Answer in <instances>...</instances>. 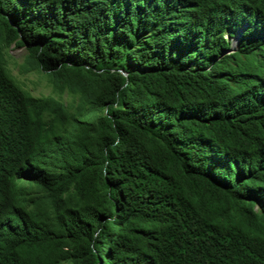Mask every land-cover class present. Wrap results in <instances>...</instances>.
I'll return each instance as SVG.
<instances>
[{
	"label": "trees",
	"instance_id": "16d2710c",
	"mask_svg": "<svg viewBox=\"0 0 264 264\" xmlns=\"http://www.w3.org/2000/svg\"><path fill=\"white\" fill-rule=\"evenodd\" d=\"M0 264H264V0H0Z\"/></svg>",
	"mask_w": 264,
	"mask_h": 264
},
{
	"label": "rangeland",
	"instance_id": "374dc122",
	"mask_svg": "<svg viewBox=\"0 0 264 264\" xmlns=\"http://www.w3.org/2000/svg\"><path fill=\"white\" fill-rule=\"evenodd\" d=\"M9 65L11 66L12 73L15 77L22 82V84L34 95L49 94L50 88L47 85L43 76L35 71H31L26 74L19 73L17 65H19L26 54V49L24 47H19L14 44L10 45L7 49ZM225 52H230V49L225 50ZM63 99L66 101L68 96L66 94L62 95Z\"/></svg>",
	"mask_w": 264,
	"mask_h": 264
},
{
	"label": "clouds",
	"instance_id": "9594fccd",
	"mask_svg": "<svg viewBox=\"0 0 264 264\" xmlns=\"http://www.w3.org/2000/svg\"><path fill=\"white\" fill-rule=\"evenodd\" d=\"M246 24L245 25H241L238 29H237V31L235 32V34L231 37V43H230V48L229 49H232V48H234V50L237 48V46H238V43H237V45L236 46H232V40H233V37L236 35V33H238V32H241V34H242V31L246 28ZM241 34H240V36H241ZM240 38V37H239ZM238 41H239V39H238ZM234 50H232V51H234Z\"/></svg>",
	"mask_w": 264,
	"mask_h": 264
},
{
	"label": "water",
	"instance_id": "95a60500",
	"mask_svg": "<svg viewBox=\"0 0 264 264\" xmlns=\"http://www.w3.org/2000/svg\"><path fill=\"white\" fill-rule=\"evenodd\" d=\"M240 34H241V32H238V33H236V35L233 37V40H232V46H233V47L237 45V43H238V39H239V37H240ZM232 50H234V48L230 49V51H232Z\"/></svg>",
	"mask_w": 264,
	"mask_h": 264
}]
</instances>
